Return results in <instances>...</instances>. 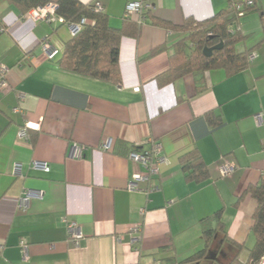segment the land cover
Returning <instances> with one entry per match:
<instances>
[{"label": "crops", "instance_id": "1", "mask_svg": "<svg viewBox=\"0 0 264 264\" xmlns=\"http://www.w3.org/2000/svg\"><path fill=\"white\" fill-rule=\"evenodd\" d=\"M96 1L109 25L124 30L117 82L63 68L73 37L68 26L23 18L21 6L0 0V64L8 68L0 87V264H203L183 261L204 247L202 220L219 210L246 262L256 201L239 197L264 171V0H254L255 8L231 26L243 35L235 51L255 53L244 70L227 75L214 68L172 81L165 74L187 36L182 26L225 11V1L152 0L138 26L124 16L126 0ZM45 39L58 51L52 59L41 48ZM152 141L166 158L151 179L160 190L141 183L129 191V178L142 166L128 153ZM191 152L207 171L201 183L187 180L181 168L180 158ZM35 160L49 170L34 168ZM225 161L235 169L222 176ZM16 163L21 174L13 173ZM25 189L42 197L22 211L17 202ZM71 220L82 233L78 245L67 236Z\"/></svg>", "mask_w": 264, "mask_h": 264}, {"label": "trees", "instance_id": "2", "mask_svg": "<svg viewBox=\"0 0 264 264\" xmlns=\"http://www.w3.org/2000/svg\"><path fill=\"white\" fill-rule=\"evenodd\" d=\"M8 1L21 6L24 12L46 2V0ZM55 3L57 4V14L66 22H78L82 17L94 21L92 24H86L77 35L65 44L60 65L78 74L117 82L119 80V44L124 30L111 27L108 16L103 12H94L91 9V3L82 4L78 0H57ZM255 6L256 3L251 10ZM234 21V16L226 10L203 22L187 20L182 26L187 36L176 44L174 55L170 58L169 70L165 74L166 80L172 81L188 73L199 75L214 68L224 69L227 75L244 70L250 63L248 56L251 51L241 53L235 51V45L243 39V35L237 27L230 30L231 26L236 25ZM159 24L165 27L169 26L163 21H160ZM134 25L138 26L136 23ZM132 33L136 34L137 29H133ZM186 41L190 42V47L186 45ZM220 43L221 47L214 49L210 56L204 55L205 47H212ZM207 118L210 120L209 115ZM218 123V121H213V125ZM132 150H141V148L133 146ZM180 164L187 180H194L198 183L204 181L207 171L195 152L182 156ZM246 195L256 201L251 226L254 244L248 250L247 261L243 263L238 259L239 252L244 246L229 239L221 222L222 210H219L202 220L204 247L183 262L203 260L217 234L220 235L217 242L218 247L227 242L237 252L228 264H258L261 261L264 256V174L257 183L249 185L244 190L239 200ZM212 222H214V226H212ZM166 250H170V248L161 247L158 252Z\"/></svg>", "mask_w": 264, "mask_h": 264}, {"label": "built area", "instance_id": "3", "mask_svg": "<svg viewBox=\"0 0 264 264\" xmlns=\"http://www.w3.org/2000/svg\"><path fill=\"white\" fill-rule=\"evenodd\" d=\"M225 10L234 16V23L237 24L238 19L249 12L255 5L254 0H224ZM91 9L94 12H103V6L99 1H93L90 4ZM152 0H126L124 8V16L127 18H133L137 24H143L146 22L147 13L152 8ZM57 4L55 2H45L44 4L37 5L30 8L23 14V18L31 19L32 21H43L49 24H65L68 26L70 34L72 36L77 35L86 24H92L94 21L82 17L78 22H66L64 18L59 16L56 12ZM2 29L0 28V31ZM232 30V28L230 29ZM41 48L49 59H52L57 54V49L45 39L41 42ZM255 58V53L251 52L248 56L249 62ZM7 66L0 64V87H5L6 79L5 73L7 72ZM134 91H139V86L133 88ZM17 110V109H15ZM254 119L257 124H261L263 121L262 115L257 113L254 115ZM32 124L27 123L26 127H30ZM24 134V130L20 132ZM110 143H104L103 148L108 149ZM80 148L78 146L73 147V156L79 155ZM128 158L142 166V170L134 172L129 178L126 188L129 191L140 190L139 184H147V191L155 192L160 190L158 183H152L151 179L158 174L159 167L166 161L165 156L161 153V145L158 141H152L149 149L132 150L128 153ZM33 167L48 171L49 166L46 162L33 161ZM21 165L16 163L13 165V173L21 174ZM235 169V164L232 162L225 161L219 166V172L222 176H227L232 173ZM264 174V171H263ZM42 192L30 189L23 190L22 194L18 198L17 208L25 211L32 198H41ZM67 236L69 240L74 244L78 245L79 239L82 237V233L79 225L75 221H69L66 225ZM23 257L26 258V245L24 242L20 243ZM1 248V246H0ZM264 264V263H262Z\"/></svg>", "mask_w": 264, "mask_h": 264}, {"label": "rangeland", "instance_id": "4", "mask_svg": "<svg viewBox=\"0 0 264 264\" xmlns=\"http://www.w3.org/2000/svg\"><path fill=\"white\" fill-rule=\"evenodd\" d=\"M220 235H216L210 246V249L204 258L203 264H228V262L236 255L235 248L231 246H217ZM264 263V256L258 264Z\"/></svg>", "mask_w": 264, "mask_h": 264}, {"label": "water", "instance_id": "5", "mask_svg": "<svg viewBox=\"0 0 264 264\" xmlns=\"http://www.w3.org/2000/svg\"><path fill=\"white\" fill-rule=\"evenodd\" d=\"M220 47H221V43L218 44V45L212 46V47H205V48L203 49V53H204L205 56H210V54L212 53V51H213L214 49H218V48H220Z\"/></svg>", "mask_w": 264, "mask_h": 264}]
</instances>
